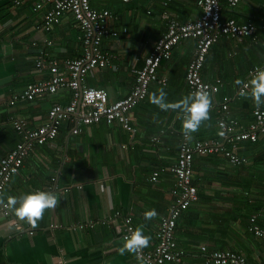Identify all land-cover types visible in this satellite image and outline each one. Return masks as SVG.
<instances>
[{"label":"crops","instance_id":"0c3cea01","mask_svg":"<svg viewBox=\"0 0 264 264\" xmlns=\"http://www.w3.org/2000/svg\"><path fill=\"white\" fill-rule=\"evenodd\" d=\"M148 1L91 0L94 7L119 16L114 27L127 29L119 38L108 37L103 42V50L115 55L113 65L96 68L86 77L87 85L106 89L111 101L130 93L144 58L166 31L163 12L182 22L201 14L197 0ZM225 12L227 16L236 15L234 18L240 22H255L259 32L257 40L247 37L235 43L223 37L211 47L203 76L208 81L221 78L224 82L221 93L212 101L222 94L233 95L240 87L235 81H244L249 68L264 63V0H242L235 10ZM44 13L43 9L33 10V0H25L20 6L0 0V159L19 141L8 120L9 99L26 84L49 76L46 70L35 67L38 47L45 39L52 40L50 51L60 58L78 56L82 50L81 31L72 16H65L51 33H45L38 28ZM194 44L187 40L173 48L171 59L163 61L159 69L167 85L160 87L154 82L149 95L164 88L168 101L175 102L190 93L185 75ZM70 100L71 91L66 89L33 101H20L16 112L36 128L47 120L55 103L64 105ZM230 108L234 117L247 124L255 107L250 98L237 97ZM210 117L192 134V141L218 137L217 112L213 108ZM132 120L137 128L134 135L116 122L85 126L82 133L73 134L71 124L64 122L55 140L34 146L3 197L7 201L9 196L38 189L56 192L59 203L44 213L36 228L32 227L33 234H29L28 227L16 229L13 215L5 217L0 210V264H140L135 254H119L123 238L114 215L116 211L132 213L135 226L145 225L144 234L152 238L146 249H153L161 216L173 201L175 178L167 169L157 183L150 181V175L176 162L182 130L176 112L161 111L148 98L132 110ZM241 151L249 158L243 166L232 165L221 155L195 156L194 184L199 199L176 228L178 245L185 252L178 264H213L200 251L201 245L237 251L245 254L250 264H264V244L249 232L253 215L264 224V135L256 144H242ZM152 209L157 212L156 218L145 220L144 213ZM90 220L97 222L94 227H78ZM213 232L220 238L218 244L211 241L213 235L209 237Z\"/></svg>","mask_w":264,"mask_h":264},{"label":"built area","instance_id":"2783aa9c","mask_svg":"<svg viewBox=\"0 0 264 264\" xmlns=\"http://www.w3.org/2000/svg\"><path fill=\"white\" fill-rule=\"evenodd\" d=\"M11 1L14 5L20 6L25 0ZM123 1L129 3L134 0ZM241 1L197 0L201 14L194 20L186 22L163 12L166 31L155 42L151 53L144 58V64L137 71L130 93L124 98L111 101L106 89L87 85L86 77L96 68L104 69L113 65L115 55L103 50V42L108 37L119 38L127 31L126 28L114 27L119 16L109 9L94 7L91 0H33L35 12L45 10L42 24L38 26L45 33H51L65 16L73 17L81 31L79 39L82 50L78 56L60 58L50 51L54 46L52 40L45 39L43 45L38 47L35 67L40 71L46 70L49 76L26 84L8 101L7 109L10 113L8 120L19 136V141L0 159V195L3 196L12 177L20 172L34 146L55 140L64 122L71 124L70 130L73 134L82 133L85 126L116 122L134 135L137 128L132 120V110L138 104L146 102L150 86L154 82L160 87L167 85L168 80L159 76V69L163 61L171 59L173 48L181 42L191 40L195 43L194 55L187 65L185 75L189 92L206 85L212 92V97L220 94L224 85L223 80L216 78L208 81L203 76L207 53L223 37L235 43H241L247 37L253 40H257L258 37L259 28L255 22H240L234 17L223 16L224 10H235ZM167 4L166 1L165 5ZM36 44L37 42L33 43ZM257 67L264 69V63L254 64L249 68L245 82L250 79V73ZM240 87L233 95L222 94L219 100L212 103V108L217 112V138L188 141L182 134L176 162L166 168L155 169L150 175V181L157 183L161 173L167 169L173 174L175 182L171 190L173 201L168 212L161 216L156 231V243L152 250L144 248L140 253L146 264H178L183 261L185 252L178 245L176 228L184 213L199 199L198 189L194 184L195 156L221 155L232 165L243 166L249 162V158L242 153V144L257 142L260 136L264 135L263 107L253 109V117L247 124L231 113L232 100L241 98L238 95ZM66 89L71 91L70 102L64 105L55 103L48 111L47 120L36 128L31 126L29 119L16 112L20 101H33L39 96L55 95ZM221 132L223 135H220ZM153 141L159 140L153 138ZM0 210L5 217L12 216L8 208L0 206ZM11 219L16 229L24 230L28 227L29 234L34 233L28 223L21 222L13 216ZM113 220L119 221L117 229L122 238L136 228L130 212L116 211ZM96 223L90 220L78 227L92 228ZM249 232L264 244V224L260 223L258 215L250 218ZM200 249L213 264H250L246 255L237 251L209 249L207 245H201Z\"/></svg>","mask_w":264,"mask_h":264},{"label":"clouds","instance_id":"9594fccd","mask_svg":"<svg viewBox=\"0 0 264 264\" xmlns=\"http://www.w3.org/2000/svg\"><path fill=\"white\" fill-rule=\"evenodd\" d=\"M235 84L240 87L238 95L243 98H250L256 109L264 106V69L257 67L250 73V79L242 81L237 79ZM149 102L158 107L161 111H173L177 113V119L181 121V130L184 138L188 141L193 139L205 121H209L212 108V92L208 86L203 85L195 91L183 96L175 102H169L164 88L152 92ZM220 135H223L221 132ZM59 196L56 192L38 190L22 194L20 196H9L5 198L0 195V206L8 208L11 214L19 221L38 226L47 210H53L58 206ZM157 216L155 209L144 213L145 220H153ZM145 225H138L122 239V246L118 251L121 256L125 253L136 255L140 264H146L140 255L144 248L150 246L151 236L144 234Z\"/></svg>","mask_w":264,"mask_h":264},{"label":"trees","instance_id":"16d2710c","mask_svg":"<svg viewBox=\"0 0 264 264\" xmlns=\"http://www.w3.org/2000/svg\"><path fill=\"white\" fill-rule=\"evenodd\" d=\"M227 15H228V13L227 12H225V10H224V13H223V16L224 17H227ZM234 17H236V15L234 16ZM239 21V20H238ZM209 53V52H208ZM208 53H207V55H206V58H207V56H208ZM138 106V105H137ZM258 142V141H257ZM257 142H254L253 144H256ZM247 226H248V223H247ZM215 234H216V232H213V233H211V235L209 236V237H212V235H213V237L211 238V241H213L214 243H217L218 244V242L220 241V238H217L216 236H215ZM200 251H201V249H200ZM202 252V251H201ZM203 253V252H202Z\"/></svg>","mask_w":264,"mask_h":264},{"label":"rangeland","instance_id":"374dc122","mask_svg":"<svg viewBox=\"0 0 264 264\" xmlns=\"http://www.w3.org/2000/svg\"><path fill=\"white\" fill-rule=\"evenodd\" d=\"M157 0H149L148 2H147V4H152V3H158V2H156Z\"/></svg>","mask_w":264,"mask_h":264}]
</instances>
